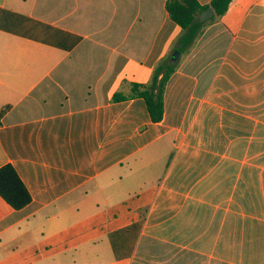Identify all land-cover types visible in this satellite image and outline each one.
<instances>
[{
  "label": "crops",
  "instance_id": "0c3cea01",
  "mask_svg": "<svg viewBox=\"0 0 264 264\" xmlns=\"http://www.w3.org/2000/svg\"><path fill=\"white\" fill-rule=\"evenodd\" d=\"M166 2L0 0V167L31 196H0V264H264V0L175 61ZM168 58L154 122L133 85Z\"/></svg>",
  "mask_w": 264,
  "mask_h": 264
},
{
  "label": "trees",
  "instance_id": "16d2710c",
  "mask_svg": "<svg viewBox=\"0 0 264 264\" xmlns=\"http://www.w3.org/2000/svg\"><path fill=\"white\" fill-rule=\"evenodd\" d=\"M232 0H212L207 6L201 5L197 0H167L166 10L169 18L175 22L182 30L183 34L179 38V52L183 53L196 39L205 22H198V16L211 7L213 18L223 16L228 10ZM176 63L166 59L158 65L154 71L149 84H134V95L145 100L147 110L154 122H159L163 118V97L165 87L174 73ZM119 98L117 94L115 100ZM4 109L0 112V117ZM0 196L14 209L19 210L28 205L31 196L21 181L18 173L11 164L0 167Z\"/></svg>",
  "mask_w": 264,
  "mask_h": 264
},
{
  "label": "water",
  "instance_id": "95a60500",
  "mask_svg": "<svg viewBox=\"0 0 264 264\" xmlns=\"http://www.w3.org/2000/svg\"><path fill=\"white\" fill-rule=\"evenodd\" d=\"M214 12L211 7L207 8L205 11H203L197 18L198 22L203 23L207 20H209L211 17H213ZM180 55V52L176 50L172 56V61H175Z\"/></svg>",
  "mask_w": 264,
  "mask_h": 264
}]
</instances>
